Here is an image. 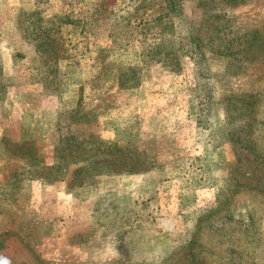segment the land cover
I'll list each match as a JSON object with an SVG mask.
<instances>
[{"label": "rangeland", "instance_id": "rangeland-1", "mask_svg": "<svg viewBox=\"0 0 264 264\" xmlns=\"http://www.w3.org/2000/svg\"><path fill=\"white\" fill-rule=\"evenodd\" d=\"M0 264H264V0H0Z\"/></svg>", "mask_w": 264, "mask_h": 264}, {"label": "trees", "instance_id": "trees-1", "mask_svg": "<svg viewBox=\"0 0 264 264\" xmlns=\"http://www.w3.org/2000/svg\"><path fill=\"white\" fill-rule=\"evenodd\" d=\"M248 105H249V104H248ZM246 126H247V124H246L244 127H246ZM248 127H249V125H248ZM238 142H240V140H238L237 143H238Z\"/></svg>", "mask_w": 264, "mask_h": 264}]
</instances>
